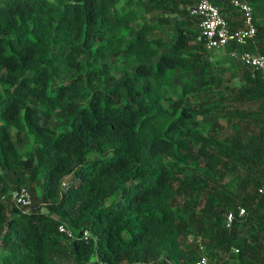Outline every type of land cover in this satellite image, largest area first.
I'll return each instance as SVG.
<instances>
[{
	"label": "trees",
	"instance_id": "1",
	"mask_svg": "<svg viewBox=\"0 0 264 264\" xmlns=\"http://www.w3.org/2000/svg\"><path fill=\"white\" fill-rule=\"evenodd\" d=\"M246 1L254 43L227 50L264 55V0ZM193 3L0 0V192L39 187L27 213L0 201V264H264V85L241 64L221 86Z\"/></svg>",
	"mask_w": 264,
	"mask_h": 264
},
{
	"label": "built area",
	"instance_id": "2",
	"mask_svg": "<svg viewBox=\"0 0 264 264\" xmlns=\"http://www.w3.org/2000/svg\"><path fill=\"white\" fill-rule=\"evenodd\" d=\"M229 3L237 11L240 23L233 28L222 15L219 6L212 0H194L189 7V13L198 18L199 32L196 41L203 43L206 48H216L226 52L230 58L247 67L252 75H259L264 85V55L256 47L253 51L227 50L231 42L242 46L254 43L257 29L254 24L252 5L246 0H229ZM258 193L264 194V183L258 187ZM10 195L13 206L20 212L27 213L30 210L33 199L26 186L16 187ZM245 213V208L241 205L237 206V212L229 211L226 214V226L229 227L236 216L242 218ZM58 229L72 236V232L64 225H59ZM87 235V230H84L83 236L86 238ZM192 264H209V261L206 256H202Z\"/></svg>",
	"mask_w": 264,
	"mask_h": 264
},
{
	"label": "rangeland",
	"instance_id": "3",
	"mask_svg": "<svg viewBox=\"0 0 264 264\" xmlns=\"http://www.w3.org/2000/svg\"><path fill=\"white\" fill-rule=\"evenodd\" d=\"M143 10L144 12H146L147 16L149 18H155V16L157 15L156 11L152 10L148 5H144L143 6ZM233 12V10L231 9V13ZM235 18V20H238V13H233V17ZM140 22V21H138ZM134 25V28H136L138 26V23ZM205 59L210 60L212 63V68L213 71L217 74H220L223 78L221 86L225 87L231 83H235L237 85L240 84L241 82V76H243L244 73V68L243 66H241V64L235 60H233L232 58H230L226 52L220 50V49H216V48H207V52L205 54ZM179 86H178V90L180 89V87L183 86L184 81H182L181 79L177 80ZM220 86V87H221ZM189 99H193V97L191 96ZM202 123L206 124L207 126L214 127L215 130H217L218 134L223 138L227 132H229V125L226 122V119L224 117L221 116H216V115H211V116H205L203 118H201L200 120ZM42 122L45 124H50V125H55L57 123V118L55 116H53L52 118L48 119L46 117H43ZM20 147V152L22 155H26L27 151L32 149L34 147V145L32 144V141L30 139L29 136H27L26 134L24 135V139L23 141L19 144ZM27 181H29V177H26ZM15 185L10 182L9 183V193H2L0 192V201H5L6 204L11 207L12 206V202H11V191L13 189H15L16 187H14ZM26 187L30 188V187H36L37 192H39V187L37 186V182L34 181H30L28 183V185H26ZM28 188V189H29ZM35 190V191H36ZM34 191V193L36 194V192ZM31 193V192H30ZM9 194V195H8ZM6 196V197H5Z\"/></svg>",
	"mask_w": 264,
	"mask_h": 264
},
{
	"label": "crops",
	"instance_id": "4",
	"mask_svg": "<svg viewBox=\"0 0 264 264\" xmlns=\"http://www.w3.org/2000/svg\"><path fill=\"white\" fill-rule=\"evenodd\" d=\"M239 24H240V23H239ZM239 24H238V25H239Z\"/></svg>",
	"mask_w": 264,
	"mask_h": 264
}]
</instances>
